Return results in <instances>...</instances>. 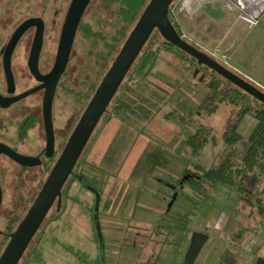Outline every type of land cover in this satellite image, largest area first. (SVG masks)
I'll return each instance as SVG.
<instances>
[{
  "label": "rangeland",
  "instance_id": "374dc122",
  "mask_svg": "<svg viewBox=\"0 0 264 264\" xmlns=\"http://www.w3.org/2000/svg\"><path fill=\"white\" fill-rule=\"evenodd\" d=\"M52 2H36V11L40 13ZM7 3L0 0V17L9 13ZM101 3L102 0H91L85 14L100 10ZM173 3L171 11L187 40L264 90V10L250 23L244 17L247 13L231 0ZM0 26L3 27L1 23ZM156 31L155 28L152 32ZM80 38L77 34V50L89 42L85 38L86 42L81 44ZM154 42L158 40L145 42L117 90L124 110L113 112L116 99L110 101L80 156L87 165L86 181L100 189L102 199L106 197L101 212L103 251L98 248L89 208L92 197L78 185L77 178L69 176L64 184L66 194L72 195L70 200H84L82 204L87 208L79 205L83 211L78 212V223L65 220L62 213L46 218L38 234H52L54 238L48 240L45 236L41 250L37 247L29 264H183L190 235L196 229H206L209 237L193 264H217L227 247L238 255L240 264H255L257 250L260 246L264 249L263 210L256 199L241 197L234 186L217 182L205 196H200V191L186 181L174 188L176 196L171 200V185L184 176L186 168L195 163L212 166L228 151L222 131L236 109L225 102L215 110L210 106L198 107L204 95L201 80L197 79L202 74L201 70L196 71L198 65L180 56L176 49L167 51ZM76 49H72L59 87L62 90H57L54 101L55 125L64 135L73 129L105 65L112 59L108 56L96 71H89L84 55ZM49 51L48 47L45 55ZM46 64L44 56L43 65ZM83 80L90 83L88 89L81 88ZM20 117L24 120L25 115ZM3 122L0 118V127ZM200 123L210 127L216 137H209L203 147L193 151L186 139ZM252 126V114L246 113L238 124L242 134L236 144L238 159L248 146ZM16 130L12 129L13 134ZM40 137L33 129L24 141L7 139L24 150L35 151L41 145ZM0 163L7 191L4 213L7 215L11 208V216L18 219L41 186L48 168L42 167L44 164L20 171L16 162ZM113 172L119 176L114 177ZM257 181L254 174L246 177L252 195ZM255 196H260L264 207V192ZM67 200L65 207L71 204ZM138 230L152 234L143 248L123 235L138 234ZM47 243L57 247L50 249Z\"/></svg>",
  "mask_w": 264,
  "mask_h": 264
},
{
  "label": "flooded vegetation",
  "instance_id": "af4514ba",
  "mask_svg": "<svg viewBox=\"0 0 264 264\" xmlns=\"http://www.w3.org/2000/svg\"><path fill=\"white\" fill-rule=\"evenodd\" d=\"M7 1H8L7 6L9 9L7 8L6 9L9 11V13L6 14L5 16L0 17V23L3 26V27L0 26V98L3 99L2 100L3 102H7V104L5 105L0 102V118L1 121L2 119H4L3 126L0 127V142L6 143L12 149L20 153L37 157L34 158V160L36 161L39 160V162L35 164L21 163L16 161L13 157H11L8 153L4 151H0V162L1 161L5 162V160H8L12 163L16 162L20 166L19 168L20 171H22L24 168L36 167L45 164L42 167H46L48 169H47V174L43 179L44 182L55 160L60 155L70 133L73 130L72 129L68 134L64 135V131L60 130L59 132L58 127L55 125L54 101L56 99L57 90L60 87V83H62V76L64 75V72L69 63L72 49H76V45H78V42L75 43V40H76V35L79 32V26L83 23L87 25H89L90 23L96 25L97 23L96 18L90 19L89 17L90 16L94 17L93 13L95 14L99 13V15L101 16L102 9H100V12L99 10L94 9L90 11L91 13L89 12V14H85L86 9L88 8L89 3L91 2V0H89L79 19L73 44L71 47V51L68 57V61L65 65L64 70L61 72L56 82V86L52 98V104H51V120H52V128H53V140H52V137L49 136V133L46 132L45 129L44 104H43L45 89L47 88L49 83L51 84V80L49 81L43 78V75L49 72L55 63L58 45L62 33V28L64 25V21L71 0H53L51 4L49 5L46 4V7L45 6L43 7L45 9H43L40 13L36 11V2H42V0H7ZM2 2L5 5V2L4 1ZM15 10H19V12L16 13ZM85 42L86 41H82V40L80 41L81 44ZM94 42H95L94 44L95 50H97V48L98 50H100L102 47H107L109 46V44H111L110 40L106 42L103 39H100V37H98V39ZM92 45H93L92 42L89 41L86 42V46L83 49L81 50L76 49V50L80 51L81 54L84 55L85 58L84 63L89 67V71L90 70L96 71L97 66L101 64V61L99 62L98 59H95L93 55H89L88 48ZM37 46H39V53H38L37 69H36L34 64V53L36 51ZM48 47L51 52L49 51L50 53L45 55V52L47 51ZM117 51L115 52V54L117 53ZM115 54L113 55V57L115 56ZM44 56L47 59L46 66L43 65ZM112 59L110 60V62H108L109 64H107L105 71L109 67ZM104 72L102 73V76ZM97 75L100 76L101 74L98 72ZM102 76H100L99 78L100 80ZM98 83L99 82H97V85ZM88 86H90V83H88V80H86V83L84 81L83 86L81 88L86 87V89H88ZM92 86H94V84ZM60 90L62 89H59L58 92ZM79 90L83 91L82 89ZM93 92L91 93L90 97L92 96ZM82 93L87 94V92H82ZM105 111L106 109L104 110V112ZM104 112L102 113V115L104 114ZM24 115L25 118L23 120V118L20 116H24ZM77 121L75 122V124L77 123ZM15 127L17 128V130L13 134L12 129ZM33 129L37 131V134L39 136H41L40 137L41 145L37 146V149L35 151L26 150V149L24 150L20 144L17 145L15 144V142L9 141L7 139V138H13L16 139L17 141L19 140L24 141L25 137L27 138L29 136V132ZM3 131H5L6 134H4ZM56 135H59L58 137L59 139H61V141L56 138ZM85 146L80 152L78 158L76 159V162L72 168V172L69 174V176L73 178L74 177L77 178L78 185L81 186L84 191H86V194L89 193L91 195L92 200H89L88 202L90 203L89 208L91 210V217L93 215L92 218L94 224H95L94 208H95L96 192L97 191L99 192L100 203L98 205V214L102 228L101 212L103 211V209H105L102 203L106 197L102 199V193L100 189L96 187V185H93L91 182L86 181L84 173H82V171L84 172L83 170L84 159H81L80 156L85 150ZM170 184L172 183L170 182ZM0 186L2 190V198L0 201V255H1L6 244L10 239L11 231H13L16 228L21 218L25 215L32 201L36 197V194L40 190L41 186L34 194L30 204L28 205L25 204L27 208L25 209L24 214L20 216L18 219L11 216V211H10L11 208H9L7 215L4 213L5 207H7L6 199H5L7 196V191L6 188L3 186V173L1 169V163H0ZM171 186L172 189L169 191V196L171 199H173L175 198L173 196L175 193L174 188L176 187V184ZM106 195L107 193L105 194V196ZM66 196H69L68 197L69 199L67 198L68 200L66 199ZM70 199H72V195L70 196L66 194L63 185L61 188L60 199L58 200V197L54 199L53 203L47 210L42 222L46 218L53 216L55 218L56 216H58L59 213H62L65 220L70 219L78 223V212L83 211L82 209L79 208V205L82 207L85 206L86 208L87 206L82 204L84 200L79 199V201L76 202L75 200H70ZM66 200L67 202L70 200L69 203H71L67 207H65ZM78 202L79 204L76 205L74 204ZM52 212H54V214ZM41 224L39 225L35 234H33V236L30 238L17 264H29V262H32V260L35 257V254L37 253L36 252L37 247L38 248L40 247L41 250V247L43 246L42 242H44V239H46L45 236L47 237V239L48 237H52L51 240L54 238L52 234H45V236H43L42 234H38ZM137 233L138 234L128 233L123 235L126 239L133 238L132 243L135 244L136 246L137 242H139L137 246L143 248L149 236L152 237V234H142L143 232L141 230H138ZM146 233L149 232L146 230ZM74 236H76V238L78 239L81 238L80 234H74ZM96 236H97L96 240L98 242V248L100 249V237L98 236V234H96ZM48 245L50 246V249L57 247L56 244H54L55 246L50 244ZM81 250L82 249H79L78 251ZM77 260L82 261L80 258H78ZM99 262H102V259L100 260L99 258Z\"/></svg>",
  "mask_w": 264,
  "mask_h": 264
},
{
  "label": "water",
  "instance_id": "95a60500",
  "mask_svg": "<svg viewBox=\"0 0 264 264\" xmlns=\"http://www.w3.org/2000/svg\"><path fill=\"white\" fill-rule=\"evenodd\" d=\"M172 1L173 0L147 1L133 26L127 33L117 53L113 57L109 67L104 72L92 96L88 100L60 155L55 160L40 190L36 194V197L32 201L25 215L17 224L16 228L11 231L10 239L0 255V264H17L30 238L35 234L54 199L56 197H58V200L60 199L61 188L69 174L72 172L76 159L87 144L102 113L117 92L139 51L155 28L158 29L164 39L188 52L198 63H203L209 66L257 99L264 102V90L182 37L168 16L169 6ZM231 1L237 4V6L247 14L254 16L261 14L264 10L263 5L262 9L251 11V5H248V3L253 0ZM88 2L89 0H71L62 28L55 63L52 69L43 75V78L49 81L51 80V84L49 83L45 89L43 104L45 129L46 132L49 133V136L52 137V140L53 128L51 120V104L56 82L68 61L79 19ZM38 53L39 46L36 47L34 53V64L36 69ZM2 100L3 99L0 98L2 104H7V102H3ZM0 151L8 153L16 161L21 163L35 164L39 162V160H34V158L37 157L20 153L3 142H0ZM1 198L2 190L0 186V201ZM99 203L100 194L97 191L94 220L97 234L100 237V249L103 251V233L98 214Z\"/></svg>",
  "mask_w": 264,
  "mask_h": 264
},
{
  "label": "trees",
  "instance_id": "16d2710c",
  "mask_svg": "<svg viewBox=\"0 0 264 264\" xmlns=\"http://www.w3.org/2000/svg\"><path fill=\"white\" fill-rule=\"evenodd\" d=\"M147 1L148 0H102L100 8L102 9V15L100 16L99 13H93L94 17H89L90 19L96 18V25L92 23L89 25L83 23L79 26L78 34H80V40L85 41L84 39L87 38L86 41H90L93 44L88 48L89 55H93L95 59H98L101 63L108 56H110L111 59L122 44ZM173 2L174 0L170 5L168 15L179 33L183 34L175 14L171 11V6L174 4ZM98 37L106 42L110 40L111 44L107 47H102L100 50H98V48L95 50L94 41H96ZM150 40H158L159 48L163 47L167 51L176 49L180 56H184L191 60L192 63L198 65L196 69L201 70L202 74L201 77L197 79L201 80L199 83L204 89V95L200 99L198 107L206 106L209 108L210 106L211 109L215 110L220 103L225 102L233 105L236 109L235 116L227 122L226 127L222 131V137L225 140L228 151L212 166L205 167L200 163H195V166L186 168L184 170V176H180L174 181L176 187L187 181L194 190L200 191V196H205L213 184L223 182L234 186L237 191H240L241 197L249 200L253 198L256 199L258 207L263 210L264 215V207L261 205L260 196H255L258 195L259 192H264V102L209 66L198 63L193 56L164 39L158 31L150 34L146 44ZM154 43L158 44L156 42ZM107 64L105 66H107ZM117 92L112 98V100L114 98L116 99L113 103L112 111L120 113L124 110V107L121 102L120 93ZM246 113L252 114L253 126L248 136L249 143L245 153L238 159L235 156L236 144L242 136L238 129V124ZM212 136L213 138L216 137L212 129L200 123L194 131L187 136L186 140L193 146V151H198L209 141V137ZM86 168L87 165L84 163V169ZM249 174H254L258 177L256 189L253 190L255 194L253 195L250 188L246 185V177ZM111 175H114V177L119 176V174L115 172L111 173ZM167 210H169V208ZM208 237L209 234L206 229H196L191 233L183 264L194 263ZM229 249L230 248L227 247L223 251L217 264H240L237 258L238 255L234 254ZM255 264H264V251L257 255Z\"/></svg>",
  "mask_w": 264,
  "mask_h": 264
},
{
  "label": "bare ground",
  "instance_id": "6f19581e",
  "mask_svg": "<svg viewBox=\"0 0 264 264\" xmlns=\"http://www.w3.org/2000/svg\"><path fill=\"white\" fill-rule=\"evenodd\" d=\"M171 4H172V2H171ZM170 4V5H171ZM248 5H251V8H250V10L251 11H256V10H259V9H262V7H263V5H264V0H253V1H251V2H249L248 3ZM173 6V5H172ZM171 6V7H172ZM169 8H170V6H169ZM169 16V15H168ZM259 16H260V14L257 16V19L259 18ZM170 18V17H169ZM152 33V32H151ZM182 35V37L185 39V36L183 35V34H181ZM149 38V37H148ZM186 40V39H185ZM147 41V40H146ZM188 41V40H187ZM189 42V41H188ZM191 43V42H190ZM193 44V43H192ZM145 45V44H144ZM143 45V46H144ZM175 45V44H174ZM175 46H177V45H175ZM178 47V46H177ZM199 48V47H198ZM142 49V48H141ZM183 50V49H182ZM202 50V49H201ZM184 51V50H183ZM204 51V50H203ZM140 52V51H139ZM186 52V51H185ZM206 52V51H205ZM186 53H188V52H186ZM139 54V53H138ZM189 54V53H188ZM209 54V53H208ZM212 56V55H211ZM130 69V68H129ZM196 71H197V69H196ZM128 72V71H127ZM123 81V80H122ZM175 196H176V193H175ZM172 200V199H171Z\"/></svg>",
  "mask_w": 264,
  "mask_h": 264
},
{
  "label": "built area",
  "instance_id": "2783aa9c",
  "mask_svg": "<svg viewBox=\"0 0 264 264\" xmlns=\"http://www.w3.org/2000/svg\"><path fill=\"white\" fill-rule=\"evenodd\" d=\"M259 15V14H258ZM251 15V14H246V16H244L246 18V20H248L250 23H254L257 19V16Z\"/></svg>",
  "mask_w": 264,
  "mask_h": 264
},
{
  "label": "crops",
  "instance_id": "0c3cea01",
  "mask_svg": "<svg viewBox=\"0 0 264 264\" xmlns=\"http://www.w3.org/2000/svg\"><path fill=\"white\" fill-rule=\"evenodd\" d=\"M219 226V224H218ZM264 251V249H262V247L260 246V248L257 250L256 254H261ZM254 264V262H253Z\"/></svg>",
  "mask_w": 264,
  "mask_h": 264
}]
</instances>
